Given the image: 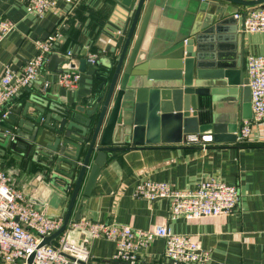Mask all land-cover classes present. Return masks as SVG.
Masks as SVG:
<instances>
[{
    "label": "crops",
    "instance_id": "crops-1",
    "mask_svg": "<svg viewBox=\"0 0 264 264\" xmlns=\"http://www.w3.org/2000/svg\"><path fill=\"white\" fill-rule=\"evenodd\" d=\"M212 1L215 9L222 8L234 17L236 13L252 7L227 0ZM189 2L167 0L163 7H154L143 47L151 42L166 43L179 28ZM118 4L117 0H56L54 8L39 17L28 8L25 0H0V18L14 23V28L0 41V77L7 66L17 72L22 69L37 52L36 40L52 38L55 44L53 54L62 56L67 49H74L80 72L77 87L69 90L57 82L59 63L56 70L49 69L46 63L38 80L16 95V99L10 102V108L16 103H21L22 107L29 94H42L65 108L85 104L91 95L97 93L99 64L88 63L81 70L79 60L88 51L97 53V59H104L112 56L110 51H105L106 48L110 50L116 46L120 50L133 12L116 41L107 26ZM235 18L240 24L241 16ZM242 50L245 68L248 54H264V34L245 31ZM43 80L49 82L45 91ZM240 104L239 95L231 99L217 96L212 101L211 111L216 119H232L238 127ZM0 169L12 177L15 188L21 190L38 209L49 216L64 219L76 172L74 178L69 179L70 184L60 186L51 179L50 169L32 156L24 157L9 148L4 154L0 151ZM208 177L238 188L240 200L231 212L193 220L182 216L171 219L167 199L147 201L133 195L134 187L143 179L165 181L175 188L184 189L194 187ZM78 201L79 198L69 221L73 220ZM80 218L129 224L145 230L154 224L164 223L175 233L195 237L200 247L210 253L207 264H264V118L252 126L244 143L238 140L216 142L212 137L205 146L159 142L111 153L101 168ZM69 234L73 240L78 238L75 231ZM56 239L57 236L50 243L55 244ZM163 249L164 240L155 238L147 247L139 249L138 264H171L163 256ZM114 252L113 241L96 238L89 245V264H126L113 260ZM0 264L7 263L0 260Z\"/></svg>",
    "mask_w": 264,
    "mask_h": 264
},
{
    "label": "water",
    "instance_id": "water-1",
    "mask_svg": "<svg viewBox=\"0 0 264 264\" xmlns=\"http://www.w3.org/2000/svg\"><path fill=\"white\" fill-rule=\"evenodd\" d=\"M117 1L129 14L133 12L132 18L120 50L106 48L112 56L97 59L98 92L85 104L65 108L42 94H29L22 107L21 103L12 105L0 120L2 154L9 148L32 156L51 170V179L60 186L70 184L76 172L63 224L40 245L49 244L62 232L77 198L73 220L81 217L111 153L159 142L180 143L190 133H210L216 142H236V121L218 120L211 111L217 96L239 95L241 121L252 116L243 62V15L239 24L222 8L206 13L205 1H190L179 28L166 43L143 47L154 7H163L167 0ZM227 1L243 6L264 2ZM107 28L112 35L115 28L109 24ZM122 34L113 37L118 41ZM63 61L55 53L47 66L56 70ZM86 64L84 58L79 60L81 70Z\"/></svg>",
    "mask_w": 264,
    "mask_h": 264
},
{
    "label": "built area",
    "instance_id": "built-area-1",
    "mask_svg": "<svg viewBox=\"0 0 264 264\" xmlns=\"http://www.w3.org/2000/svg\"><path fill=\"white\" fill-rule=\"evenodd\" d=\"M56 0H25L28 8L41 17L54 8ZM128 10L118 4L109 19L121 34L129 17ZM244 16V30L264 34V2L245 8L235 17ZM14 28V23L0 18V41ZM37 52L17 72L5 67L0 77V120L10 110L12 98L26 86L38 80L54 51V38L36 40ZM65 61L59 65L58 84L73 90L80 79L78 62L69 48L62 55ZM82 57L96 64L97 53L86 52ZM245 70L250 89L252 116L243 119L235 134L239 142L248 140L252 126L264 118V54H248ZM49 82L43 80V91ZM212 141L209 134L190 133L182 143L205 146ZM133 195L147 201L165 198L171 219L180 216L187 220L201 219L231 212L239 203L240 193L235 185H229L214 177L202 179L194 187L178 189L169 182L141 180L134 187ZM63 217L49 216L15 188L12 177L0 169V260L7 264H89V245L96 238L115 243L112 259L126 264H138V251L147 247L155 238L164 240L163 256L171 264H207L209 251L200 247L199 241L190 235L175 233L167 224L157 223L149 229L134 228L129 224L91 221L88 218L68 221L57 236L56 243L40 245L46 236L61 228ZM75 231L78 238H70ZM33 254L32 260L28 258Z\"/></svg>",
    "mask_w": 264,
    "mask_h": 264
},
{
    "label": "rangeland",
    "instance_id": "rangeland-1",
    "mask_svg": "<svg viewBox=\"0 0 264 264\" xmlns=\"http://www.w3.org/2000/svg\"><path fill=\"white\" fill-rule=\"evenodd\" d=\"M189 1H192V2H196L195 0H189ZM198 1V0H197ZM205 3H207V8H206V13L207 12H213L215 10L214 8V1L212 0H205ZM197 4V3H196ZM203 13V12H202ZM200 13V15L202 14ZM60 57V56H59Z\"/></svg>",
    "mask_w": 264,
    "mask_h": 264
}]
</instances>
